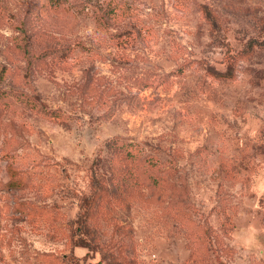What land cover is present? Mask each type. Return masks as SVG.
Returning <instances> with one entry per match:
<instances>
[{
	"label": "rangeland",
	"instance_id": "374dc122",
	"mask_svg": "<svg viewBox=\"0 0 264 264\" xmlns=\"http://www.w3.org/2000/svg\"><path fill=\"white\" fill-rule=\"evenodd\" d=\"M0 264H264V0H0Z\"/></svg>",
	"mask_w": 264,
	"mask_h": 264
}]
</instances>
